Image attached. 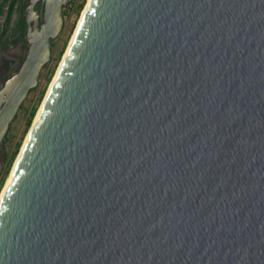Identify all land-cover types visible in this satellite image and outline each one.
I'll return each mask as SVG.
<instances>
[{"label": "water", "instance_id": "water-1", "mask_svg": "<svg viewBox=\"0 0 264 264\" xmlns=\"http://www.w3.org/2000/svg\"><path fill=\"white\" fill-rule=\"evenodd\" d=\"M67 2L24 9L0 143ZM0 264H264V0H90L0 199Z\"/></svg>", "mask_w": 264, "mask_h": 264}, {"label": "rangeland", "instance_id": "rangeland-1", "mask_svg": "<svg viewBox=\"0 0 264 264\" xmlns=\"http://www.w3.org/2000/svg\"><path fill=\"white\" fill-rule=\"evenodd\" d=\"M29 0H23V13L25 7L28 5ZM82 4V9L80 12L76 15L75 14V5ZM87 3V0H68L67 4L63 7V24L62 29L59 32V34L51 40V54H50V60L43 65L42 69L39 73V80L33 89H31L26 98L22 101L19 109L17 110L14 118L10 122L9 128L7 130V133L3 140L0 143V181L2 180L3 174H4V168L7 159L10 157L11 152L13 151L15 144L20 140V146L16 153V156L14 160L11 163L10 169L6 176L4 177L1 187H0V193L3 190V187L7 181L8 176L10 175V172L13 168L14 162L17 158V156L20 153V149L22 147V144L24 142V139L29 132L31 125L33 123V120L37 114V111L40 107V105L43 102V99L47 93V90L49 88V85L51 84V81L57 71V68L59 67L61 60L63 58V55L66 51L67 46L69 45V41L73 35V32L76 28V25L79 21L80 15L82 13V10L84 9L85 5ZM61 51V55L54 64V60L57 57L58 53ZM26 53V51H25ZM23 55L22 46L19 44H9L5 49L0 50V89L2 88L3 81L2 78H4L5 74L10 73L13 68L16 66L18 59ZM54 65V66H53ZM53 68L52 73L50 74L51 69ZM8 73H4V72ZM14 74V73H13ZM50 74V78L48 82L45 85L46 79ZM7 76V75H5ZM10 77V76H8ZM7 77V78H8ZM43 90V96L40 98L37 107L35 115L31 121V124L27 130H25V123L28 116V111L34 106L37 97L39 93Z\"/></svg>", "mask_w": 264, "mask_h": 264}, {"label": "trees", "instance_id": "trees-1", "mask_svg": "<svg viewBox=\"0 0 264 264\" xmlns=\"http://www.w3.org/2000/svg\"><path fill=\"white\" fill-rule=\"evenodd\" d=\"M23 4H24L23 0H0V50L5 49L9 44H15V43L16 44L20 43L23 50V55L18 59L16 66L13 68V70L10 73L5 71L4 73H8V74H5L7 76L4 75V78H2V80H5L8 76H11L13 73H15L25 58L27 43L25 40V17L23 13ZM82 4L83 2H81L78 5H75L76 15L82 9ZM60 55H61V51L58 53L57 57L55 58L54 64H56ZM52 71L53 68L51 69L50 74L52 73ZM50 74L46 79L45 85L50 78ZM42 96H43V90L39 93L34 106L28 111V116L25 123V130L29 128L31 121L35 115L37 104L40 98H42ZM20 140L15 144V147L11 152L10 157L6 161L4 174L2 180L0 181V187L19 149Z\"/></svg>", "mask_w": 264, "mask_h": 264}, {"label": "bare ground", "instance_id": "bare-ground-1", "mask_svg": "<svg viewBox=\"0 0 264 264\" xmlns=\"http://www.w3.org/2000/svg\"><path fill=\"white\" fill-rule=\"evenodd\" d=\"M89 1H90V0H87V3H86V5H85L84 9L82 10V13H81L80 17L84 14V12H85V10H86V7H87V5H88V3H89ZM79 20H80V18H79ZM78 23H79V21H78ZM78 23H77V25H76V28H75V30H74V32H73V35H72L70 41H69V45L67 46L66 51H65V53H64V55H63V58H62V60H61V63L63 62L64 58L66 57V54H67V51H68V49H69L70 43H71V41L73 40V38H74V36H75V33L77 32ZM61 63H60V65H61ZM60 65H59V67H60ZM59 67L57 68V71H58ZM57 71H56V72H57ZM55 74H56V73H55ZM54 78H55V75H54V77H53V79H52V81H51V84L49 85V88H48V90H47V93H48V91H49V89H50V86L52 85V83H53V81H54ZM47 93H46V95H47ZM46 95H45V97H46ZM45 97H44V99H45ZM44 99H43V102H42V104L40 105V107H39V109H38V111H37V114H36V116H35V118H34V120H33V123H34V121L36 120V117H37V115L39 114V112H40V110H41V107H42V105H43V103H44ZM33 123H32V124H33ZM31 126H32V125H31ZM29 132H30V130H29ZM29 132L27 133V135H26V137H25V139H24V142H23V144H22V147L24 146V144L26 143V141H27V139H28ZM22 147H21V149H22ZM21 149H20V151H21ZM18 156H19V155H18ZM18 156H17V158H16V160H15V162H14V165H13V168H12V170H11V172H10V175H11V173H12V171H13V169H14V166H15V164H16V162H17ZM10 175L8 176L7 181H6V183H5L4 187H3V190H2V192L0 193V199H1V197H2V195H3V193H4L5 189H6V187H7V185H8V182H9V179H10Z\"/></svg>", "mask_w": 264, "mask_h": 264}, {"label": "flooded vegetation", "instance_id": "flooded-vegetation-1", "mask_svg": "<svg viewBox=\"0 0 264 264\" xmlns=\"http://www.w3.org/2000/svg\"><path fill=\"white\" fill-rule=\"evenodd\" d=\"M35 8L40 9L41 8L40 3L36 4Z\"/></svg>", "mask_w": 264, "mask_h": 264}]
</instances>
